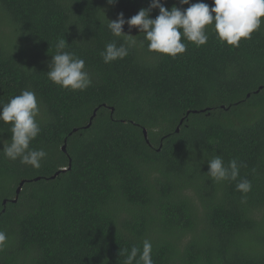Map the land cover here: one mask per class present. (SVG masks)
<instances>
[{"label": "trees", "instance_id": "trees-1", "mask_svg": "<svg viewBox=\"0 0 264 264\" xmlns=\"http://www.w3.org/2000/svg\"><path fill=\"white\" fill-rule=\"evenodd\" d=\"M150 2L0 0V102L35 92L41 131L30 148L48 154L34 169L0 152V264H124L122 250L146 239L153 264H264V22L238 47L209 26L205 45L182 37L175 58L148 52L125 24L138 43L105 64V45L124 43L105 18ZM62 38L85 61L84 91L47 79ZM9 127L0 122V142ZM216 155L238 161L235 181L207 175Z\"/></svg>", "mask_w": 264, "mask_h": 264}, {"label": "clouds", "instance_id": "clouds-1", "mask_svg": "<svg viewBox=\"0 0 264 264\" xmlns=\"http://www.w3.org/2000/svg\"><path fill=\"white\" fill-rule=\"evenodd\" d=\"M117 0H107L114 5ZM165 0H151L148 8H141L137 14L125 20L123 13L115 20H106L107 29L113 37L123 38L124 43L117 44L115 40L108 42L100 57L105 64L118 59H124L129 49L138 41L137 36L125 34L124 25L129 29L136 28L140 35V43L147 44V51L162 56L175 58L187 50V44L182 37L196 47L203 46L208 41L207 29L215 34L216 39L226 45L238 47L241 40L251 38L252 33L259 30L264 22V0H211V7L204 2L190 3V0H179L180 7H164ZM184 5H189L183 8ZM158 10V15L150 18L152 10ZM105 17V16H104ZM68 44L65 39H59L55 44V52L48 62L47 79L61 89L69 91H84L92 84L85 61L73 53L66 51ZM40 115L39 102L34 91L22 90L7 103L0 102V122L9 125L11 133L8 143H3L0 150L4 158L17 161L34 169L41 167V161L47 157L44 149L30 148L31 142L39 135L41 128L37 121ZM207 175L215 182L235 181L239 176L240 165L236 159L225 165L219 156H213L207 161ZM251 182L242 179L236 184V190L246 194L251 191ZM8 236L0 230V251L6 247ZM126 258L124 264H153L152 243L143 241L142 249L133 246L130 251L122 250Z\"/></svg>", "mask_w": 264, "mask_h": 264}, {"label": "water", "instance_id": "water-1", "mask_svg": "<svg viewBox=\"0 0 264 264\" xmlns=\"http://www.w3.org/2000/svg\"><path fill=\"white\" fill-rule=\"evenodd\" d=\"M93 115H94V114H93ZM89 125H90V123H89ZM89 125H88V126H89ZM177 131H178V129H177ZM143 134H144V137H145V139H146V138H147L146 130H143ZM65 148H66V146L64 145V146L62 147V150L65 151ZM35 181H37V179H35ZM22 185H23V182H21L20 186L18 187V189H17V191H16L17 194H19ZM14 201H15V200H14Z\"/></svg>", "mask_w": 264, "mask_h": 264}]
</instances>
